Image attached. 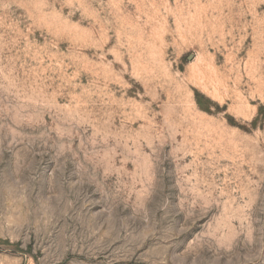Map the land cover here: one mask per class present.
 Here are the masks:
<instances>
[{"label":"rangeland","instance_id":"rangeland-1","mask_svg":"<svg viewBox=\"0 0 264 264\" xmlns=\"http://www.w3.org/2000/svg\"><path fill=\"white\" fill-rule=\"evenodd\" d=\"M0 264H264V0H0Z\"/></svg>","mask_w":264,"mask_h":264}]
</instances>
